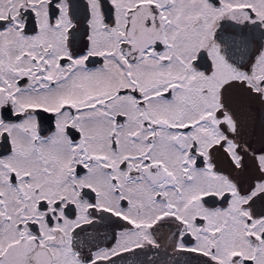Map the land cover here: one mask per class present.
Segmentation results:
<instances>
[{
	"label": "snow or ice",
	"instance_id": "snow-or-ice-1",
	"mask_svg": "<svg viewBox=\"0 0 264 264\" xmlns=\"http://www.w3.org/2000/svg\"><path fill=\"white\" fill-rule=\"evenodd\" d=\"M0 264H264V0H0Z\"/></svg>",
	"mask_w": 264,
	"mask_h": 264
},
{
	"label": "flooded vegetation",
	"instance_id": "flooded-vegetation-1",
	"mask_svg": "<svg viewBox=\"0 0 264 264\" xmlns=\"http://www.w3.org/2000/svg\"><path fill=\"white\" fill-rule=\"evenodd\" d=\"M171 231H172L171 227H168V226H161L160 228L157 229V232H156L157 239L161 243L162 246L167 241V238L170 235Z\"/></svg>",
	"mask_w": 264,
	"mask_h": 264
}]
</instances>
